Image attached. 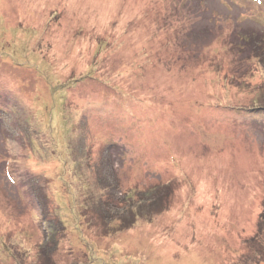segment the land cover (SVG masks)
<instances>
[{
	"label": "rangeland",
	"instance_id": "1",
	"mask_svg": "<svg viewBox=\"0 0 264 264\" xmlns=\"http://www.w3.org/2000/svg\"><path fill=\"white\" fill-rule=\"evenodd\" d=\"M252 32L264 0H0V264H264Z\"/></svg>",
	"mask_w": 264,
	"mask_h": 264
},
{
	"label": "trees",
	"instance_id": "2",
	"mask_svg": "<svg viewBox=\"0 0 264 264\" xmlns=\"http://www.w3.org/2000/svg\"><path fill=\"white\" fill-rule=\"evenodd\" d=\"M254 2H256V3H258V4H261V1L262 0H253ZM249 35V36H248ZM245 36H248V37H245ZM245 36H243V37H245V38H243L242 37V40H243V44H244V46H247V45H249V44H251V45H257L258 44V42L257 41H263L264 42V40H263V38H264V33H262V36L261 35H259V34H257V33H249V34H247V35H245ZM257 37H259V38H257ZM261 48H259L258 50H260Z\"/></svg>",
	"mask_w": 264,
	"mask_h": 264
}]
</instances>
